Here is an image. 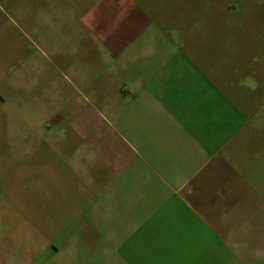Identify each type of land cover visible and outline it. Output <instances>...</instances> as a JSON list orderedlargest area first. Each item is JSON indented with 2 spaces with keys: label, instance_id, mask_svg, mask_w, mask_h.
<instances>
[{
  "label": "crops",
  "instance_id": "0c3cea01",
  "mask_svg": "<svg viewBox=\"0 0 264 264\" xmlns=\"http://www.w3.org/2000/svg\"><path fill=\"white\" fill-rule=\"evenodd\" d=\"M165 16L94 0L45 29L41 73L0 65V226L52 171L41 233L71 264H264V42L244 60Z\"/></svg>",
  "mask_w": 264,
  "mask_h": 264
},
{
  "label": "rangeland",
  "instance_id": "374dc122",
  "mask_svg": "<svg viewBox=\"0 0 264 264\" xmlns=\"http://www.w3.org/2000/svg\"><path fill=\"white\" fill-rule=\"evenodd\" d=\"M157 1L162 14L166 15L164 22L167 26L191 28L192 40L199 38L220 47L244 44V50H237L239 58L244 60H251L255 54L252 45L264 42V34L256 31L249 16H244L250 9L248 1ZM93 4L94 0H0L1 71L8 72L10 61L19 66L29 61L37 67L35 72L41 73V62L48 53L45 29L56 25L59 14L80 13ZM257 20L264 24V19ZM57 63L55 61L49 68L51 73H59ZM51 172L44 171L33 178L38 190L33 194L32 202L27 205L26 195L18 190L9 200L10 212L1 210L9 225L0 226V264H71L69 259L57 255V240H43L45 236L41 233L44 215L48 219V210L54 217L58 214L57 190L51 194L55 203L49 204V208H44L48 202V199L44 200L47 193L41 191L44 185L49 188L58 186L59 179ZM81 260L77 259L76 264H81Z\"/></svg>",
  "mask_w": 264,
  "mask_h": 264
}]
</instances>
